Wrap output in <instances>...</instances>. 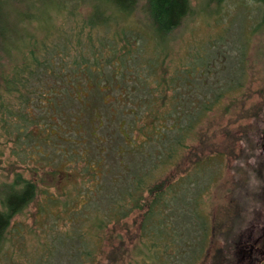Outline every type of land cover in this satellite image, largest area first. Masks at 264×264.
Listing matches in <instances>:
<instances>
[{
	"label": "trees",
	"instance_id": "1",
	"mask_svg": "<svg viewBox=\"0 0 264 264\" xmlns=\"http://www.w3.org/2000/svg\"><path fill=\"white\" fill-rule=\"evenodd\" d=\"M255 1L262 7L261 23L264 24V0ZM138 9L143 14V23L140 22L142 25L136 27L132 16L136 17ZM190 12V0H0V128L8 135L14 134L17 140L35 139L37 154L63 160L67 169L71 168V164L82 165L81 168L74 166V170L81 175L78 179L83 187L78 193L84 197L85 202L79 205L67 200L66 192L62 200L45 192L38 213L44 214L45 206L50 202L56 203V208L60 204L64 206L56 211L55 219L62 220L65 226L73 223L75 227L70 226V232L66 227L70 235H65L57 243L56 249L62 245L66 248L68 242H76L75 250H68V264H98L99 253H103L104 229L110 222H119L134 211L141 215L138 239L142 247L138 252L145 260L153 261L154 264H173L175 257L180 255L184 260L177 264H196L207 255L211 224L210 220H205L197 213L196 207L204 201L208 188L203 186L197 189L192 195L193 202L188 203L189 207L185 201V193L191 191L187 184L199 185V170H189L173 180L162 177L178 163L187 139L210 112L223 98L236 95L233 89L240 86L241 82L234 74L226 76L228 84H224V78L219 77L217 72L207 82L206 78L212 73V61L204 56H195L196 63L192 67L181 64L175 71L176 77H171L162 88H171V84L176 82L187 85L188 80L197 79L203 89L196 92V96L182 101L175 93L165 98L164 94L159 97L149 92L146 99L140 98L137 101L138 108L122 110V115L131 116L126 126L125 118L123 129L130 130L128 136L133 132L139 134L142 144L141 149L133 154L132 163L124 160V154L128 153L117 146L114 152L118 156L117 170L110 176L104 166L106 151L110 150L104 136L101 135L103 142H100L98 137L91 138V134L84 132L83 147L79 149L75 145L72 152L69 150L65 153L56 141L57 133L51 132L49 137L42 139V133L38 130L45 120L59 119L66 123L78 111L79 104L72 96V86L88 87L85 90L88 96L98 93L94 91L96 84L99 85V93L114 89V85L116 89L123 86L120 92L123 91L127 100V86L123 79H117L113 74L123 73L121 67L126 55L132 50L131 46L138 45L141 51L146 41L152 40L157 47L155 54L147 60L141 57L140 61H147V69L160 65L166 55L168 36L183 23ZM211 41L209 39L208 42ZM106 66H110L109 72ZM200 67L208 71L203 70L201 74L197 70ZM195 70L196 74H192ZM153 72L149 71V75ZM157 89L160 90V86ZM185 107L195 110H185ZM33 110L42 111L43 118L39 113L32 114ZM52 125L57 132L55 129L58 125L53 122ZM102 125L101 122L99 128ZM31 128L36 133L34 137L30 135ZM250 128L246 154L254 158L253 150L257 148L262 150V154L256 158V162L253 161L256 169L249 163L247 165L251 168V175L255 174L263 181L264 116L257 125H251ZM116 134L126 146L125 135L121 131L117 132V129ZM87 137L91 139L94 149L86 145ZM162 141L164 144L157 148V143ZM43 145L49 146V153L44 154L38 148H43ZM148 146L153 148V152L146 151ZM249 158L246 162H251ZM97 165L100 167L98 172L92 169ZM215 174L212 173L208 178L207 186L210 188L217 181ZM93 183L97 185V191H93ZM38 190L34 179L25 178L20 173H16L11 182L3 183L0 187V250L9 242V234L15 233V217L36 199ZM204 192L206 195L200 199ZM99 196H103L104 202L103 207L98 209L95 203ZM258 197L263 201L264 195ZM104 205L109 212H106ZM260 208L264 211V205ZM95 209L101 211V216L92 224L96 230L102 231L98 234L96 246L91 247L84 239L80 227ZM256 209L259 208L245 209V214L264 216V213H257ZM172 211L174 214H171ZM195 221L201 226V235L197 245L192 246V243L185 240ZM260 222L255 225L252 219L245 234L237 233L230 237L220 233L222 261L218 264H253L256 257L264 256V222ZM41 229L42 225L36 220L34 228L25 229V232L43 233ZM18 232L20 234V229ZM48 234L51 235L49 231ZM159 237L164 238V243L156 250L160 244ZM57 238L54 237L55 240ZM183 243L185 247L181 246ZM105 264L116 263H110L108 259Z\"/></svg>",
	"mask_w": 264,
	"mask_h": 264
},
{
	"label": "rangeland",
	"instance_id": "2",
	"mask_svg": "<svg viewBox=\"0 0 264 264\" xmlns=\"http://www.w3.org/2000/svg\"><path fill=\"white\" fill-rule=\"evenodd\" d=\"M190 4L191 12L188 17L168 36V45L165 47L166 55L160 65L157 64L153 69H147V63H145L147 58L152 57L157 50L152 40L146 41L141 51L138 45L131 46L132 50L129 55H126L121 67L123 73L113 74L117 79H123L124 85L127 86L126 89L129 91L127 100L123 96V91L120 92L123 86L116 89L114 85V89L103 90L99 93V85L96 84L97 88L94 91L98 93L90 96L85 91L88 87L72 86L71 93L76 103L79 104L78 111L66 123L59 119L57 121L45 120L44 125L39 126L38 130L42 133L40 136L42 139L49 137L51 132L57 133L56 141L65 153L69 150L72 152L75 145H78L79 149L83 147L82 134L85 136L84 132L91 134V138L98 137L100 142H103L101 135L104 136L110 146L104 160V166L107 167L110 176L117 170L116 158L118 156L114 153L117 146L128 153L124 154V160L132 163L133 154L141 149L142 144L139 134L133 132L128 136L127 132L130 130L123 129L125 118L127 121L124 126L131 121V116L122 115V110L138 108L137 101L140 98L146 99L149 92H154L159 97L164 94L165 98L175 93L181 97L182 101L187 97L196 96V92L203 89L201 85L199 86L200 81L197 79L188 80L187 85L176 82V84H171V88L165 90L162 88L171 77H176L175 71L181 64L190 68L196 63V57L204 56L212 61L210 63L212 73L206 78L207 82H210L217 72L219 77L224 78V84H228L226 76L234 74L241 82L240 86L233 89L236 95L223 98L210 112L187 139L186 147L180 152L178 163L162 177L173 180L189 170H199V185L187 184L191 191L185 193V201L189 207L188 203L193 202L194 192L203 186L208 188L207 195L205 192L201 194L200 199L206 196L204 201L196 207V211L205 220H210L211 234L207 255L196 264H218L222 261L220 233H225L230 237L237 233L245 234L246 227L252 219L255 225L259 221H261L259 224L264 222L263 215L245 214V209L253 207L259 208L256 209L257 213L258 211L261 214L264 213L260 208L264 205V198L262 201L258 197V195H264V179L260 181L257 175H251V168L247 165V163L253 165V161L256 162L262 150L258 148L253 150L254 158H249L246 154V149L249 147L247 136L251 131L250 126L257 125L264 116V24L261 23L262 7L255 0H219L218 2L190 0ZM139 9L135 14L136 17L132 16L136 27L143 23V14L139 12ZM209 39L212 41L208 42ZM191 54L194 55L191 57ZM141 57L146 60L140 61ZM151 70L154 72L149 75ZM197 70L201 74L203 70L208 71L202 67ZM106 71H110V66H106ZM192 74H196V70L192 71ZM161 78L165 81H161ZM159 86L160 90L157 89ZM185 108L189 111L195 110L191 107ZM37 113L43 118L42 111L33 110L32 112L34 115ZM52 122L58 125L55 129L58 130L57 132L52 128L54 126ZM101 122L103 125L99 128ZM61 124L63 126H60ZM116 129L117 132L121 131L125 135L126 146L116 134ZM30 135L33 137L36 135L33 128H31ZM34 140L23 138L17 140L14 134L8 135L0 128V187L3 183L11 182L16 173H20L25 178L34 179L39 187L36 199L15 217L13 226L15 233L9 234V242L0 250V264H68V250H75V241L66 243V248L62 245L56 249L57 243L64 239L65 235H70L68 234L70 228L75 227L73 223L68 224V232L63 221L55 219L56 211L64 206L60 204L59 208H56V203L50 202L45 206L44 214L39 215L38 213L44 202L45 192L60 200L64 199L66 192L67 200H72L79 205L85 202L84 197L79 194L83 187L78 179L80 173L74 170V166L81 168L82 165L80 163L71 164V168L67 169L65 161L37 154ZM85 142L89 148H95L89 137L85 139ZM162 144H164L163 141L157 143V148ZM38 148L43 150L44 154L49 153L48 145ZM146 151L153 152V148L148 146ZM248 158L251 162H246ZM197 162L199 163L196 164ZM255 162L253 168L256 169ZM92 169L98 172L100 167L97 165ZM212 173H216L214 177L217 181L210 188L207 186V181ZM247 177H250L248 182ZM96 186L93 183V191H97ZM99 197L95 203L98 209L103 207L102 202H104L103 196ZM105 210L109 212L108 209ZM172 213L174 214V211ZM88 216L80 230L84 233V239L87 240L88 245L95 247L98 234L102 230H96L92 223L101 216V211L92 210ZM140 218V213L134 211L119 222H110L102 232L104 236L103 253H99L98 264H105L108 259L110 263L116 264H154L153 261L145 260L146 258L141 257L138 252L142 247L138 239ZM35 219L42 225L43 233H26L25 229L34 228ZM73 222L77 221L73 220ZM187 228H190V222ZM18 229H20V234ZM188 234L189 237L185 241L192 243V246L197 245L201 235V226L197 221L194 222ZM55 236H58L56 240ZM159 240V248L156 250H159L164 243V238L159 237ZM181 246L185 247L184 243ZM182 260L184 258L179 255L175 257L176 263H174L177 264ZM253 264H264V256L256 257Z\"/></svg>",
	"mask_w": 264,
	"mask_h": 264
}]
</instances>
